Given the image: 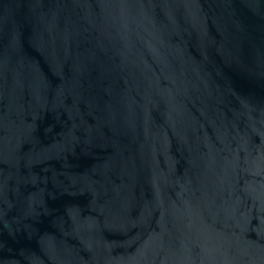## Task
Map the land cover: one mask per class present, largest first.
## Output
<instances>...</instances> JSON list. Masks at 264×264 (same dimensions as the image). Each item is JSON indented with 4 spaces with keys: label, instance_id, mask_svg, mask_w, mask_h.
<instances>
[{
    "label": "water",
    "instance_id": "water-1",
    "mask_svg": "<svg viewBox=\"0 0 264 264\" xmlns=\"http://www.w3.org/2000/svg\"><path fill=\"white\" fill-rule=\"evenodd\" d=\"M0 264H264V0H0Z\"/></svg>",
    "mask_w": 264,
    "mask_h": 264
}]
</instances>
